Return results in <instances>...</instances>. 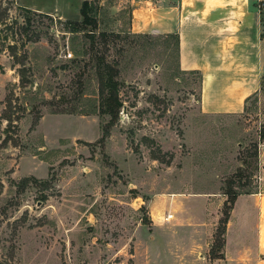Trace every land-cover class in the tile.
Here are the masks:
<instances>
[{
    "label": "rangeland",
    "instance_id": "1",
    "mask_svg": "<svg viewBox=\"0 0 264 264\" xmlns=\"http://www.w3.org/2000/svg\"><path fill=\"white\" fill-rule=\"evenodd\" d=\"M91 1L95 22L73 28L83 17L2 0L15 21L2 35L19 53L0 52V264H195L189 230L170 225L183 207L201 216L187 196L203 186L260 189L264 92L241 115L203 114L200 75L179 69L175 35L133 33L130 0ZM104 62L123 106L103 139Z\"/></svg>",
    "mask_w": 264,
    "mask_h": 264
},
{
    "label": "crops",
    "instance_id": "2",
    "mask_svg": "<svg viewBox=\"0 0 264 264\" xmlns=\"http://www.w3.org/2000/svg\"><path fill=\"white\" fill-rule=\"evenodd\" d=\"M83 1L16 0L20 7L73 20H81ZM130 2L133 33L178 36L179 69L200 75L203 114L222 119L245 112L247 99L260 93L264 77V0ZM259 166L260 189L239 194L230 212L223 257H212L210 251L227 195L214 185L187 196L200 199L201 216L192 217L183 207L170 229L189 230L195 264H264V137L260 135Z\"/></svg>",
    "mask_w": 264,
    "mask_h": 264
},
{
    "label": "trees",
    "instance_id": "3",
    "mask_svg": "<svg viewBox=\"0 0 264 264\" xmlns=\"http://www.w3.org/2000/svg\"><path fill=\"white\" fill-rule=\"evenodd\" d=\"M24 9L27 12H35L30 9H26V8ZM94 11H95V7L93 5V2L91 0H84L81 6V15L83 17V20L82 21H68V23L72 24L74 26L73 28L78 27L80 23L85 24V25H91L95 22V18L92 15ZM7 14H8V10L5 7H3L2 0H0V24L3 25V27H1L0 25V52L4 51L7 48L11 51L12 54L13 53L18 54L19 46L16 43H13V44L9 43L8 45H6L5 40L8 37L2 35V32H4L5 30H8V31L10 30L13 32V29H14L15 21L6 22ZM40 14L44 16H49L48 14H44V13H40ZM25 31L26 30H24V32ZM168 36H171V35H168ZM175 37L178 40V49H179V39L177 35H175ZM23 46L25 45L22 44V47ZM96 73H97V77H98L99 84H100L99 86L100 96L102 98V102L100 104L101 105L100 113L107 114L111 117L109 124L104 128V131H103L102 138L104 139V138H107L110 134V126L114 125V123L116 122V119H118L119 111L121 107L123 106V103L120 98L119 81L116 78L118 74L117 69L109 62H104V63L98 64V66L96 67ZM261 92H264V77L261 80ZM252 97L247 99L245 111L248 109V102ZM4 118L7 119V116H4ZM35 124L36 123H34V125ZM13 129L15 130V128ZM0 134H1V129H0ZM260 136L262 138L264 137V128L261 131ZM154 158H158V157L154 155ZM167 163H170V162L168 161ZM251 192L252 191L239 192V191H236L233 187H227L226 189H224V193L227 195V200L224 204L223 216L219 220L220 227L217 228L216 234H215V237L217 236L216 238L218 239V243H219L218 246H219L220 251L218 252V254L215 255V251H214L215 241H214V243L211 246V251H210L212 257H223V253L221 251L225 244V233L227 229V223L229 221L230 212L234 206L237 196L241 193H251Z\"/></svg>",
    "mask_w": 264,
    "mask_h": 264
},
{
    "label": "built area",
    "instance_id": "4",
    "mask_svg": "<svg viewBox=\"0 0 264 264\" xmlns=\"http://www.w3.org/2000/svg\"><path fill=\"white\" fill-rule=\"evenodd\" d=\"M62 56L64 57V58H72L73 57V52L70 50V48H69V45H67L66 46V48H64L63 50H62ZM173 217V214H171V213H169L166 217H165V219L166 220H170L171 218Z\"/></svg>",
    "mask_w": 264,
    "mask_h": 264
}]
</instances>
